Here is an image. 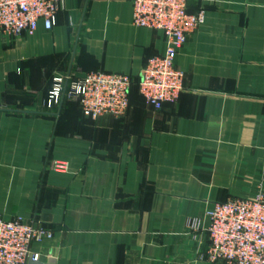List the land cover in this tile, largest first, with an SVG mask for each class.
Masks as SVG:
<instances>
[{"label":"crops","instance_id":"0c3cea01","mask_svg":"<svg viewBox=\"0 0 264 264\" xmlns=\"http://www.w3.org/2000/svg\"><path fill=\"white\" fill-rule=\"evenodd\" d=\"M200 7L175 59L178 101L156 110L133 89L123 117L44 101L59 73L139 78L164 54L162 31L133 24V0H66L52 29L0 31V217L54 231L30 264H227L208 256L206 213L264 194V0H189Z\"/></svg>","mask_w":264,"mask_h":264},{"label":"built area","instance_id":"2783aa9c","mask_svg":"<svg viewBox=\"0 0 264 264\" xmlns=\"http://www.w3.org/2000/svg\"><path fill=\"white\" fill-rule=\"evenodd\" d=\"M66 0H0V31L11 36L33 34L42 22L46 29L56 24ZM206 8L189 10V0H133V24L162 31L167 39L164 54L149 57L139 75V91L156 110L178 101L184 90L185 71L175 59L189 35L202 25ZM131 75L120 71H89L78 76L66 71L52 78L45 111L56 114L65 100L77 101L83 115H126L130 106ZM57 169L67 163L56 161ZM209 221L208 256L227 264H264V194L230 197L214 203L206 213ZM201 219L190 217L189 230L200 228ZM54 231L37 216L0 217V264H30L41 254L32 249L35 241L51 239ZM193 264H197L194 262Z\"/></svg>","mask_w":264,"mask_h":264},{"label":"trees","instance_id":"16d2710c","mask_svg":"<svg viewBox=\"0 0 264 264\" xmlns=\"http://www.w3.org/2000/svg\"><path fill=\"white\" fill-rule=\"evenodd\" d=\"M133 89H138V91H139V78H133L132 77V86H131V90H130V97H131V92H132ZM48 91H49V89H48ZM47 96H48V92H47ZM68 103H74V104H76L81 109L80 104L77 101H72V100H65L63 102L62 106H64L65 104H68Z\"/></svg>","mask_w":264,"mask_h":264}]
</instances>
